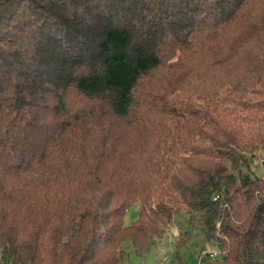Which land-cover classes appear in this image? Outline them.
I'll return each instance as SVG.
<instances>
[{"label":"trees","instance_id":"1","mask_svg":"<svg viewBox=\"0 0 264 264\" xmlns=\"http://www.w3.org/2000/svg\"><path fill=\"white\" fill-rule=\"evenodd\" d=\"M254 161L264 0H0V264H125L180 212L264 264Z\"/></svg>","mask_w":264,"mask_h":264},{"label":"rangeland","instance_id":"2","mask_svg":"<svg viewBox=\"0 0 264 264\" xmlns=\"http://www.w3.org/2000/svg\"><path fill=\"white\" fill-rule=\"evenodd\" d=\"M251 171L258 177H264L263 163L254 161ZM138 211V205L132 204L125 212L123 225L135 221ZM125 244V264H199L202 249L209 254L215 252L214 244L205 239L198 225L191 224L183 212L173 216L164 237L155 241L143 254H135L128 242Z\"/></svg>","mask_w":264,"mask_h":264},{"label":"built area","instance_id":"3","mask_svg":"<svg viewBox=\"0 0 264 264\" xmlns=\"http://www.w3.org/2000/svg\"><path fill=\"white\" fill-rule=\"evenodd\" d=\"M211 256V255H210Z\"/></svg>","mask_w":264,"mask_h":264}]
</instances>
